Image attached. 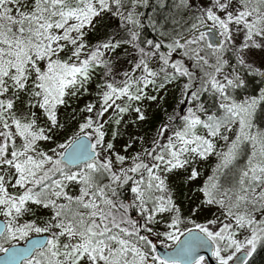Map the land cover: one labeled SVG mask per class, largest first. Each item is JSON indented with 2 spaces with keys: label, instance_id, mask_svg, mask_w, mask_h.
<instances>
[{
  "label": "snow or ice",
  "instance_id": "1",
  "mask_svg": "<svg viewBox=\"0 0 264 264\" xmlns=\"http://www.w3.org/2000/svg\"><path fill=\"white\" fill-rule=\"evenodd\" d=\"M0 264H264V0H0Z\"/></svg>",
  "mask_w": 264,
  "mask_h": 264
},
{
  "label": "water",
  "instance_id": "2",
  "mask_svg": "<svg viewBox=\"0 0 264 264\" xmlns=\"http://www.w3.org/2000/svg\"><path fill=\"white\" fill-rule=\"evenodd\" d=\"M159 250H160L161 252H163V251H164V249H163L162 247H160V248H159Z\"/></svg>",
  "mask_w": 264,
  "mask_h": 264
}]
</instances>
